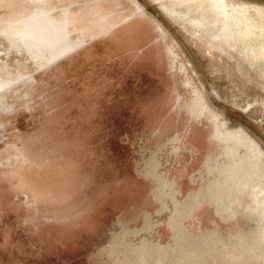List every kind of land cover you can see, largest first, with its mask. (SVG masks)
<instances>
[{"label": "rangeland", "instance_id": "374dc122", "mask_svg": "<svg viewBox=\"0 0 264 264\" xmlns=\"http://www.w3.org/2000/svg\"><path fill=\"white\" fill-rule=\"evenodd\" d=\"M0 264H264V0H0Z\"/></svg>", "mask_w": 264, "mask_h": 264}]
</instances>
